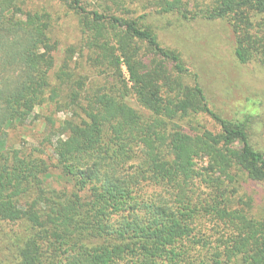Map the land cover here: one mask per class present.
<instances>
[{
  "label": "trees",
  "instance_id": "16d2710c",
  "mask_svg": "<svg viewBox=\"0 0 264 264\" xmlns=\"http://www.w3.org/2000/svg\"><path fill=\"white\" fill-rule=\"evenodd\" d=\"M61 2L80 38L59 51L49 12L0 0V264H264L253 117L214 113L159 39L168 20L221 21L264 70V0ZM38 120L36 145L7 147Z\"/></svg>",
  "mask_w": 264,
  "mask_h": 264
},
{
  "label": "rangeland",
  "instance_id": "374dc122",
  "mask_svg": "<svg viewBox=\"0 0 264 264\" xmlns=\"http://www.w3.org/2000/svg\"><path fill=\"white\" fill-rule=\"evenodd\" d=\"M25 1L27 8L35 7L50 13L61 44L59 51L71 45L77 46L80 38L77 18L61 0ZM83 1L91 8H98L101 3L100 0ZM162 28L164 30L159 32L160 43L179 52L183 62L197 74L198 83L214 113L228 120L239 118L242 113L252 115L249 138L257 150L264 152V70L254 63H237L233 56V36L228 26L221 21L182 23L168 20L162 23ZM57 58H61V53ZM122 74L128 81L124 67ZM127 103L140 109L134 101L128 99ZM198 121L210 131L217 132L219 129L207 116H201ZM41 124L42 121L38 120L23 128L9 130L5 138L7 147L18 149L23 143L36 145L43 131ZM54 182L52 185L56 186ZM246 190L256 202L254 213L264 210V185L250 184Z\"/></svg>",
  "mask_w": 264,
  "mask_h": 264
}]
</instances>
